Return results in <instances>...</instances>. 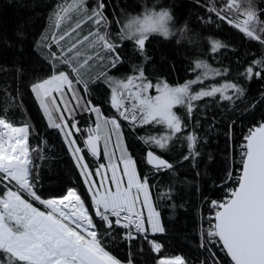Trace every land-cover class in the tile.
Segmentation results:
<instances>
[{
	"label": "snow or ice",
	"instance_id": "6c2138e0",
	"mask_svg": "<svg viewBox=\"0 0 264 264\" xmlns=\"http://www.w3.org/2000/svg\"><path fill=\"white\" fill-rule=\"evenodd\" d=\"M193 6L204 9L202 27L237 30L239 47L190 29L179 0H145L134 15L112 0H57L32 34L34 65H0L12 73L0 81V264H140L145 244L153 264H264V0ZM30 22L11 33L0 24V41L23 53ZM172 37L177 53L192 46L180 53L191 73L183 82L169 80L175 60L155 47ZM252 43L257 52L241 55ZM25 94L70 156L75 179L59 190L44 187L37 162L47 141L10 118ZM213 108L227 117L222 156L206 151ZM185 164L191 180L180 175ZM187 187L198 197L194 260L164 254L156 238L169 231L165 208L187 210Z\"/></svg>",
	"mask_w": 264,
	"mask_h": 264
},
{
	"label": "trees",
	"instance_id": "16d2710c",
	"mask_svg": "<svg viewBox=\"0 0 264 264\" xmlns=\"http://www.w3.org/2000/svg\"><path fill=\"white\" fill-rule=\"evenodd\" d=\"M57 2V0H0V24L5 25L11 33L17 24L24 21L27 22L30 18L31 22L27 28L29 33L28 43L24 45V52L20 53L17 51L16 47H8L3 41H0V65L11 67L13 64H21L25 67L31 68L35 62V56L30 47V41L32 39V34L43 30V27L47 23V14L50 11V5ZM113 3H118L121 6L127 4L129 5V12L131 14H136L142 10V3L145 0H112ZM146 2L151 5L154 0H146ZM162 2H167V0H162ZM182 7L178 9L181 14V19L187 20L188 27L194 31L201 32L205 35H215L219 38L236 42L239 47V42L241 40V34L237 30L233 29L227 24L220 25L219 28L213 26L212 28L202 27L200 21L197 19L198 16L204 15V9L201 7H194L195 0H179ZM23 4L25 6L21 7ZM190 13V14H189ZM162 39V38H160ZM171 39V45L169 44H159L156 43L155 47L159 52H164L167 56L174 58L177 71L169 77L170 81H175L177 79L183 82L184 78L191 76V73H186L184 66L187 64V59L185 56L181 55L192 46H186V48H181L180 53H177L172 45H175L176 39ZM184 43V42H182ZM186 44V43H185ZM251 50L252 52H257L256 43L249 44L247 48L241 49V55L243 52ZM122 52L127 54L128 48H122ZM157 55V58H158ZM226 55H231L227 53ZM234 59V57H233ZM227 62V61H225ZM12 73L9 72L7 75L0 71V81L6 79H11ZM261 84L257 81L251 82L249 85L250 91L255 95L258 94ZM22 111L13 110L9 113L10 118L15 120L16 123H21L27 121L30 124L36 126V130L41 135L42 139L47 141V146L41 144L40 147L43 149V155L46 157L44 161H37L40 164L41 176L43 179V184L46 189L59 190L62 185L68 184L75 177L69 171V161L70 156L66 155V148L62 145L61 138L58 137L56 131L53 129H47L45 127L46 121L41 119L40 114L37 111V106L33 103L31 97L25 94V102L22 105ZM216 115L215 131L210 134L209 143L206 151H211L214 155L222 156L223 150L226 144V123L227 117L221 118L219 111L216 108L210 109L208 116L209 121L211 117ZM247 124V121H244ZM81 126H83L81 124ZM241 128L239 126L233 128V141L235 142L239 138V133ZM30 143L35 146L39 143L38 140L33 139L31 136L29 138ZM201 167H203V162H201ZM209 171L214 172L219 164H209ZM180 175L186 176L191 180L194 176L193 170L185 164V166L179 169ZM161 180H167L166 176H161ZM202 188L210 187L209 184L202 182ZM155 191V190H154ZM183 198L188 201L186 209H177L175 214H171V210L165 208L163 211V216L168 224L169 231L167 234H163L158 237V240L163 243V253L172 254H183L189 260H194L200 255V250L197 247V240L195 235V210L193 205L196 203L198 197L195 194V190L192 187H187L183 189ZM180 202L179 200L177 201ZM117 254L121 257L127 254L126 246H120ZM140 264H153V254L148 251L147 244L144 245V253L142 256L137 257Z\"/></svg>",
	"mask_w": 264,
	"mask_h": 264
},
{
	"label": "built area",
	"instance_id": "2783aa9c",
	"mask_svg": "<svg viewBox=\"0 0 264 264\" xmlns=\"http://www.w3.org/2000/svg\"><path fill=\"white\" fill-rule=\"evenodd\" d=\"M160 235H163V234H157V235H156V238H157L158 236H160Z\"/></svg>",
	"mask_w": 264,
	"mask_h": 264
},
{
	"label": "rangeland",
	"instance_id": "374dc122",
	"mask_svg": "<svg viewBox=\"0 0 264 264\" xmlns=\"http://www.w3.org/2000/svg\"><path fill=\"white\" fill-rule=\"evenodd\" d=\"M172 38L177 39V37H172ZM184 43H186V42H184Z\"/></svg>",
	"mask_w": 264,
	"mask_h": 264
}]
</instances>
